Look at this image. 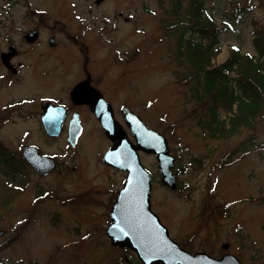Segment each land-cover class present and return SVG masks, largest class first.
Returning a JSON list of instances; mask_svg holds the SVG:
<instances>
[{"label":"rangeland","instance_id":"rangeland-1","mask_svg":"<svg viewBox=\"0 0 264 264\" xmlns=\"http://www.w3.org/2000/svg\"><path fill=\"white\" fill-rule=\"evenodd\" d=\"M7 2H11L12 5L6 8L3 7ZM53 2L54 0H0V12L4 10L9 12L6 15L8 18L5 21V28L2 30V34L4 36L17 37L20 29L28 21L26 17L29 11L36 10L38 5L41 4L51 8ZM65 3L66 7L76 6L71 8L70 11L75 13L69 14L70 16L76 17V15H80L86 21H89L87 17L90 18L92 16L88 7H91L90 5L93 6V4L98 6L94 7L93 11L97 16H101V18L109 16L108 19L111 21L114 18L118 22L123 21L124 23L121 26L126 28L125 31H120L113 35V41L117 42L114 51L117 49L124 50L127 46L133 44L135 48L132 57L134 62H137L138 56V59L142 58L144 60L143 69L133 71L131 75L134 76L131 80L137 82V75H140L141 83L144 78L145 94L143 95L145 97V107H140L137 99H131L128 104L139 110L142 118L151 128L156 129L168 139L171 152L178 156L176 174L179 178V189L177 191H169L155 178L153 209L159 212L165 208H177L180 210L206 208L207 194L214 179L220 178L224 174L218 163L223 155L230 148L242 143L244 140H247L249 144H264V110L256 118L255 125L252 127H240L230 139L214 140L204 134L205 127L200 125V121H207L208 115L205 113L213 105L207 99H199V96L195 95V90L190 86H183L180 79L176 76L180 69L174 63L173 57L176 49L179 48L177 45L178 36L174 33L175 29H169L168 26L181 21H188V18L183 8L173 11L172 2H169V0H68ZM53 9L58 11L60 8ZM151 10H153L152 13ZM260 14L258 12V15ZM252 15H256V13L253 12ZM252 15L245 17L244 20L247 22L240 26L236 34L232 35V43H241L245 52L251 51L252 38L248 32L250 28L248 25ZM130 16H134V19H131ZM28 17L31 18V16ZM52 18H54V14H52ZM128 20L130 21L129 23ZM117 26H119V23ZM0 27H4L1 17ZM138 30L141 32L138 33ZM114 31H116V28ZM44 34H46L45 31ZM230 39V36H224V42L222 43L226 45L225 41ZM137 48L140 49L139 54L136 53ZM225 55L226 48L224 46L222 53L219 55V61L223 58L225 59ZM66 63L56 58L55 55L46 59L45 62L46 67L55 70L57 73L62 68L75 67L73 64ZM92 63L96 65L100 73L105 75L107 82H115L123 77V73L116 63L103 64L100 56ZM97 79L100 80L99 76H97ZM105 88L108 92L112 90V87ZM0 91L1 93L6 91L4 98L0 100V107L2 104L4 105L8 96L14 95L15 99H17L22 93L18 86L8 90L2 87ZM123 98V93L118 95L120 103H126ZM28 106L30 105H23L21 108L23 109L24 107V110L28 112ZM3 110L4 108L0 109V117L5 116L10 111ZM26 112L25 115H27ZM218 112L221 119L229 117L227 113L220 109H218ZM17 113L13 112L7 120L0 122V139L9 149L14 148L18 143L21 138L18 137L22 130H26L31 125L34 128L38 125V116L30 120L26 116L20 118ZM27 141L42 144L48 152L56 151L58 147L63 145L60 143L57 146H52L51 142L45 144L43 143V138L37 132L28 135ZM92 143L86 145L87 151L91 153L89 156L84 152L83 147L79 150L75 149L73 162L75 161L80 168L75 177L66 179L58 175H52L46 178L40 177V179L33 177V181H39L45 187L57 186L60 183L62 193L65 195L76 194L89 189L103 191L116 186L121 181V174L105 170L99 162L98 156L101 150H104L105 141L100 136L95 135L92 136ZM227 147L228 149H226ZM92 153L96 154V159L93 158ZM252 153H255V155L251 156L250 154L240 158V161L234 167L235 170L233 171L235 173L227 177L228 183H222L226 178L218 183L216 188L218 195L213 199V207L221 208L225 203L229 202L232 203V212L231 215L215 216L216 218H221V220L211 223L223 225L224 232L222 235L224 238L223 240L220 239L221 243L229 241L226 243H232L241 250L244 244L248 245L249 250L241 258L243 264H264V227H262L264 224V202H262V198H264V153L258 150H254ZM144 161L155 172V176L158 177L154 158L146 156ZM9 171L11 173V168ZM76 177H80V179ZM235 180L238 181L237 186L244 187V189L229 184ZM233 188H236V190ZM2 193L3 191L0 190L1 213L6 217H11L9 209L10 199L8 198L7 202H3L1 200ZM230 193L232 197L229 196ZM99 197L104 199L105 195L101 194ZM37 205V199L33 198L30 204L26 206L25 214L28 215L33 212V209H28ZM45 206L46 204L43 205V208ZM48 207L50 206L48 205ZM65 208L68 210L72 209L70 206ZM19 213L21 212L19 211ZM5 216H0V221L6 218ZM42 217L45 220V214ZM32 220L27 224L26 234L28 236L25 237L22 243L19 240L23 236V232H20L16 237L13 232L14 235L12 237L9 232L12 229L7 223L8 220H5L6 223H0V229L4 230V234L0 237V243L4 245L1 248L3 250L1 254L12 260V262L5 264L24 263L22 260L17 259L13 252L15 247L20 244L17 249V256L25 259L26 264H138L137 257L132 251L116 250L117 253L112 254L105 229L93 231L90 225L84 227L83 224L78 223H73L78 225L77 229L73 227L67 229L61 223L56 222L55 225L61 227V230L54 231L51 228L47 231L46 221L36 224ZM239 231L242 232L239 233ZM62 234L65 237V239H62L64 241L72 242L73 237L78 238H75V241L84 239L92 245V248L85 247L82 243H78L74 248L70 246L72 252L66 250L57 252L51 248H44V244L47 243L49 238L53 240L50 244L53 247L55 243L59 242L60 239L58 238ZM86 235H89V237L85 239ZM4 236L6 237L4 238ZM61 245L63 244L61 243ZM57 246H59V243ZM252 256L257 258L253 259Z\"/></svg>","mask_w":264,"mask_h":264},{"label":"trees","instance_id":"trees-1","mask_svg":"<svg viewBox=\"0 0 264 264\" xmlns=\"http://www.w3.org/2000/svg\"><path fill=\"white\" fill-rule=\"evenodd\" d=\"M262 43V46L260 44ZM256 50L259 53V57L245 58L241 57L240 53L236 54V58L232 61L233 63L229 66L235 64L239 67V71L245 76L247 79L246 85L244 87V91H242V95H245L247 99H243L241 97H236L233 95L231 91H229L224 84H222L219 88L217 87L220 79L223 78L224 72L221 73L220 77H210L207 76L205 79L206 90H212L214 88V84L216 83V90L214 95L212 96L214 101L222 100V98L228 104L238 103V111L243 119H247L249 115H252L255 110H259L264 103V38L262 40H258L256 43ZM224 80V79H223ZM235 126L233 127V129ZM225 129L220 130V128H215V133H221Z\"/></svg>","mask_w":264,"mask_h":264},{"label":"water","instance_id":"water-1","mask_svg":"<svg viewBox=\"0 0 264 264\" xmlns=\"http://www.w3.org/2000/svg\"><path fill=\"white\" fill-rule=\"evenodd\" d=\"M136 219L140 229V236H139L140 241H142V243H145L147 240H149V242H152L154 240V233L151 226L152 222L147 204L144 205L142 208L136 210ZM118 242L121 245L124 244V242L122 241H118ZM138 245L140 247L141 253L149 255V253L146 252V248L143 244L138 242ZM198 260L203 264H240L236 258L229 255H227L220 261L210 260L206 256H202V258Z\"/></svg>","mask_w":264,"mask_h":264},{"label":"bare ground","instance_id":"bare-ground-1","mask_svg":"<svg viewBox=\"0 0 264 264\" xmlns=\"http://www.w3.org/2000/svg\"><path fill=\"white\" fill-rule=\"evenodd\" d=\"M104 130H105V132H106V134H107L108 136H110V135L112 134V131L107 130V129H104Z\"/></svg>","mask_w":264,"mask_h":264},{"label":"flooded vegetation","instance_id":"flooded-vegetation-1","mask_svg":"<svg viewBox=\"0 0 264 264\" xmlns=\"http://www.w3.org/2000/svg\"><path fill=\"white\" fill-rule=\"evenodd\" d=\"M69 108H70V110H71V113H73V112H75V111H76V109H75V108H73L72 106H69ZM85 110H88V108H87V109H85Z\"/></svg>","mask_w":264,"mask_h":264}]
</instances>
